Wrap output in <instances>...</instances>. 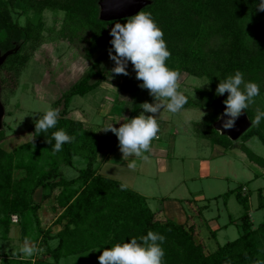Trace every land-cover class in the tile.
<instances>
[{
  "label": "trees",
  "instance_id": "obj_1",
  "mask_svg": "<svg viewBox=\"0 0 264 264\" xmlns=\"http://www.w3.org/2000/svg\"><path fill=\"white\" fill-rule=\"evenodd\" d=\"M99 1L0 0V54L12 51L0 67V89L10 93L15 91L20 71L30 57L29 51L41 44L45 28L41 18L43 11L61 12L59 34L75 44L83 59L88 61L92 60L94 50L99 47H104L105 52L114 50L110 43V29L116 22L123 24L137 12H147L163 31V39L171 54L166 61L167 66L180 73L210 80L207 89L195 88L196 98L186 95L188 102L183 109L212 108L201 122H194L195 135L228 148L230 140L212 126L219 116L215 89L219 80L234 75L238 70L246 82L257 83L260 93H264V11L257 10L260 0H139L144 4L134 14L114 20L99 17ZM16 6L22 11L31 10L37 14V20L27 19L24 24L17 22L11 14ZM127 71V76L116 75L115 82L117 91L131 99L125 122L139 115L143 102L154 101L148 90L139 86L142 82L136 79L131 62ZM94 76L97 79L92 82ZM104 78L105 74L99 69L83 73L51 103L50 107L60 112L55 128L35 136L31 142L35 120L45 111L36 112L30 126L31 135L26 141L11 151L0 147V231L8 232L11 214L18 215L17 223L26 217L25 222L29 220L24 226L32 225L36 231L37 247L50 255L56 264L64 255L92 249L101 254L103 248L131 238L139 242V238L148 231L166 237L162 244L165 253L163 264H264V221L255 227L250 222L249 194L241 193L242 184L234 188L235 198L243 208L238 222L241 231L234 239L206 251L203 244L195 239L193 224L157 219L144 195L128 186L121 190L120 185L124 183L99 173L97 156L110 148L117 137L100 130L105 124H86L69 116V104L74 95L87 94ZM226 98L227 92L224 100ZM261 110L264 111V106ZM245 111L251 121L256 114L253 107L249 106ZM3 128L0 141L5 138ZM61 129L75 136V140L64 144L62 150L53 155L55 141L50 144L46 139H51L52 132ZM252 136L264 144V119L259 126L251 125L241 138ZM242 150L251 161L264 165L263 157L244 145ZM75 157L83 158L85 164L76 167V176L66 178L60 167L74 166ZM39 187L44 189L42 202L49 197L54 198L51 207L58 215L53 223L61 225L56 233L52 234L51 228L40 227L37 210L41 202L33 199ZM258 195V207H261L264 197L260 190ZM214 231H210L212 235ZM52 239L57 241L54 246L49 244ZM23 261L5 259L4 263L19 264Z\"/></svg>",
  "mask_w": 264,
  "mask_h": 264
},
{
  "label": "rangeland",
  "instance_id": "obj_2",
  "mask_svg": "<svg viewBox=\"0 0 264 264\" xmlns=\"http://www.w3.org/2000/svg\"><path fill=\"white\" fill-rule=\"evenodd\" d=\"M11 14L20 24H24L27 19L36 21L38 18L31 10L22 11L18 6L12 9ZM59 14L61 12L43 11L41 18L45 22V28L42 31L41 44L29 51L30 57L20 71L15 91L10 93L0 89L5 134V138L0 141V147L4 150L11 151L26 141L31 135L30 126L36 112L46 111L55 99L89 70L99 69L105 74V78L87 94L74 95L71 98L69 116L86 124L107 126L113 123L114 127H119L128 115L131 99L117 91L116 74L111 72L115 62L109 58V51L105 52L104 47H99L94 50L91 61L83 59L75 44L59 34ZM112 51L115 54L114 50ZM99 57L101 60L96 64ZM96 79L97 76H94L91 81ZM206 82L205 78L181 73L180 91L196 98L195 88ZM199 88L207 89L208 83ZM250 106L255 113L257 108L261 110L264 106V93H260ZM200 110L207 114L212 108H185L177 114L161 110L157 116L160 126L159 138L152 141L151 152L145 153L147 160H136L135 174L138 173L139 182L135 183V189L147 196L148 205L153 211L161 212L163 208L172 211L175 208V212H180V216L174 214V219L180 221L182 218V221L193 224L196 240L203 244L206 251H212L218 244L237 237L241 231L238 222L243 208L235 198L234 188L237 185H245V189L251 193L249 209L253 226L264 221V205L258 207L259 190H263L264 197V173L261 172L264 165L251 161L242 150L244 145L264 158V144L256 136L247 139L240 136L235 141L230 140L229 147L225 148L196 136L193 124L198 122ZM112 153L119 161L123 160L119 142L114 145ZM73 164L72 167H60L66 178L76 176V167H82L85 163L83 158L75 157ZM158 167L163 171L160 172ZM227 191L229 193L226 196L221 195ZM172 197L179 199L174 201L171 200ZM180 209H183V213ZM230 219H235L237 223L231 222L224 226ZM25 220L26 217H23L21 222L10 224L8 246L6 240L0 238V256L17 255L20 249V233L27 240L36 241V231L32 225L24 226L29 219L27 222ZM45 220L47 219L41 214L40 222L42 221L43 227L50 228L55 225ZM213 226L220 227L215 235L210 232ZM56 228H61V225ZM52 244L55 245L56 242L53 241ZM99 255L96 249L68 254L64 255L58 264H99ZM36 264L56 263L48 256L45 262Z\"/></svg>",
  "mask_w": 264,
  "mask_h": 264
},
{
  "label": "clouds",
  "instance_id": "obj_3",
  "mask_svg": "<svg viewBox=\"0 0 264 264\" xmlns=\"http://www.w3.org/2000/svg\"><path fill=\"white\" fill-rule=\"evenodd\" d=\"M257 10L264 11V0H260ZM110 35L112 37L110 43L115 52L113 54L110 49L108 53L109 58L115 62L111 72L127 76L129 74L127 66L131 62L136 79L142 82L139 86L147 89L154 100L153 103L143 102L141 104L143 111L127 119V122L124 121L119 127L109 123L100 129L115 134L122 153L121 158L127 162L129 169L135 170L136 160H147L148 156L145 153L151 152L152 141L159 138L160 126L157 116L161 110L165 109L171 114H177L188 102V97L180 91L181 73L169 68L166 64L171 54L163 39V31L150 13L139 11L123 24L116 22L110 29ZM209 82L210 80L199 87ZM215 92L217 95L227 92V98L223 101L226 106L223 117L226 119L222 118V129L230 130L235 127L239 116L260 95V87L255 82H246L243 73L237 70L234 75L222 81L219 80ZM59 115V109L49 107L42 116H39L35 120L31 142L35 136L55 128ZM205 115L206 112L200 110L198 122H201ZM262 119H264V111L257 108L251 125L259 126ZM46 140L50 144L53 140L55 141L53 145V155H55L62 150L64 144L73 142L75 136H70L61 129L52 132L51 139ZM132 157L136 159H130ZM120 187L124 190L127 186L121 184ZM165 239L166 237L162 234L148 231L146 235L139 238V242L136 238H131L122 243H116L111 247L103 248L98 256L99 264H163L165 253L162 244ZM41 251L42 249L31 241L25 240L19 249V254L31 258Z\"/></svg>",
  "mask_w": 264,
  "mask_h": 264
},
{
  "label": "crops",
  "instance_id": "obj_4",
  "mask_svg": "<svg viewBox=\"0 0 264 264\" xmlns=\"http://www.w3.org/2000/svg\"><path fill=\"white\" fill-rule=\"evenodd\" d=\"M109 133L112 134L111 131H108ZM118 142V139L115 140V142L110 146V148L102 151L101 153L98 154L97 156V161L100 163V169H99V173L104 175V176H107V177H110V178H114V179H117L119 181H121L122 183H124L126 186H128L129 188H131L132 190H135L136 192L139 193V191H137L135 189V183L136 182H139L137 181V177H138V173L135 174L136 172V168L135 170H131L127 167V162L124 161V160H118L116 156H114L112 153L113 152V149H114V145ZM8 151V150H6ZM204 163V162H203ZM140 168V166H139ZM159 171H163L161 167H158ZM262 173H264V170L261 171ZM141 185V184H140ZM243 185V184H242ZM238 186V185H237ZM263 190L261 189V194H262ZM44 193V189L39 187L35 190L34 194H33V199L36 201V202H41V206L40 208L37 210V216H38V219H39V222H40V216L41 214H43L44 218L47 219L45 221H49L51 224L54 222L55 218L57 217L58 215V212H55L53 209H52V205L54 204V198L53 197H49L48 199H46L45 201H41V198H42V195ZM241 193L242 194H245V193H248L249 194V197H248V208H249V198H250V192L247 191L245 189V185L242 187L241 189ZM140 194L143 195L142 192H140ZM145 196V195H144ZM263 196V194H262ZM146 197V200H147V196ZM167 198V197H166ZM169 198V197H168ZM179 198L177 197H172L171 200H178ZM170 201V200H169ZM147 203H148V200H147ZM264 205V204H263ZM149 206V205H148ZM260 207V206H259ZM151 209V208H150ZM152 210V209H151ZM175 208L171 211V209L167 210L165 208H163V210L161 212H157V211H154L155 212V217L159 220H165V219H171V220H174L176 221L174 218V214L175 216H180L181 213L180 212H175ZM153 211V210H152ZM180 211H182L183 213V209H180ZM162 213V215H160ZM164 216V217H162ZM248 217L250 219V222L252 223L253 225V222L251 220V216H250V209L248 210ZM183 219L180 218V221H176L178 223H184L186 225H190V223H187L186 221H182ZM234 222L233 223H237L235 221V219H233ZM50 223H48L49 225H51ZM231 223V219L229 220V222H227L226 224L229 225ZM47 224V225H48ZM45 225V224H44ZM225 225V226H227ZM40 227L42 229H46L48 227H43V224H42V221L40 222ZM56 227H60V225H53L51 226L50 228L52 229L51 230V233H56L59 229L56 228ZM255 227V226H253ZM213 229L212 230H215V234H216V231L220 228H217V227H212ZM195 229V227H194ZM10 234V230H8L7 233L3 232V231H0V238L3 239V240H6V244L7 246L9 245V241L8 239H10V237H8ZM214 234V235H215ZM18 239L20 241V247L24 244L25 240H27L26 238H24L22 236V234H18ZM196 239V238H195ZM57 242L56 239H52L49 241V244L51 246H54L52 244V242ZM32 242V241H31ZM33 244L36 245L35 242H32ZM37 246V245H36ZM1 249V247H0ZM48 254L46 253H43V251L41 253H39V257H38V254L37 256L36 255H33L31 258H26L25 256H23L22 254H19V250L17 251V255L16 256H0V264H5L4 263V260L7 259V260H21L23 262H30V264H36L38 262H45V260H47L48 258ZM62 258V257H61ZM60 258V259H61ZM59 259V260H60ZM19 263V264H24V263Z\"/></svg>",
  "mask_w": 264,
  "mask_h": 264
},
{
  "label": "water",
  "instance_id": "obj_5",
  "mask_svg": "<svg viewBox=\"0 0 264 264\" xmlns=\"http://www.w3.org/2000/svg\"><path fill=\"white\" fill-rule=\"evenodd\" d=\"M144 4L143 1L139 0H100V14L99 17L102 20H114V19H122L134 14L142 5ZM12 51H6L0 54V67L4 63L8 54ZM225 98V93L223 95H218L215 100V106L219 110L220 118H217L212 126L213 128L223 136H226L229 140L235 141L237 140L250 126L251 121L244 111L239 118L235 122V127L230 130L222 129V118L223 117L225 104L223 103ZM4 117V107L0 100V130L2 129V119Z\"/></svg>",
  "mask_w": 264,
  "mask_h": 264
},
{
  "label": "built area",
  "instance_id": "obj_6",
  "mask_svg": "<svg viewBox=\"0 0 264 264\" xmlns=\"http://www.w3.org/2000/svg\"><path fill=\"white\" fill-rule=\"evenodd\" d=\"M18 215L17 214H11L10 215V221L12 222V223H17L18 222Z\"/></svg>",
  "mask_w": 264,
  "mask_h": 264
}]
</instances>
